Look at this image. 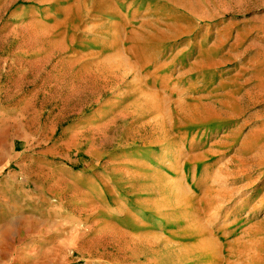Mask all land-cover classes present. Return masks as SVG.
Segmentation results:
<instances>
[{
	"label": "rangeland",
	"instance_id": "1",
	"mask_svg": "<svg viewBox=\"0 0 264 264\" xmlns=\"http://www.w3.org/2000/svg\"><path fill=\"white\" fill-rule=\"evenodd\" d=\"M263 18L0 0V264H264Z\"/></svg>",
	"mask_w": 264,
	"mask_h": 264
},
{
	"label": "crops",
	"instance_id": "2",
	"mask_svg": "<svg viewBox=\"0 0 264 264\" xmlns=\"http://www.w3.org/2000/svg\"><path fill=\"white\" fill-rule=\"evenodd\" d=\"M264 19V18H263ZM250 30L252 31H259L262 28H260L258 21L256 20H252L251 23H248ZM178 171H176V175L179 176V174H177ZM165 177V176H164ZM3 187H5V190L8 191H16V195L15 198L14 196L11 195V197H7L6 200L1 201V203L4 205V208L1 209L0 214L2 216H5L7 218L8 222H12L14 220L23 218V208H24V195H22V197L19 200V194L18 192L23 193L24 191L20 188H18L17 185H12V184H5ZM12 188V189H11ZM16 188V189H15Z\"/></svg>",
	"mask_w": 264,
	"mask_h": 264
},
{
	"label": "bare ground",
	"instance_id": "3",
	"mask_svg": "<svg viewBox=\"0 0 264 264\" xmlns=\"http://www.w3.org/2000/svg\"><path fill=\"white\" fill-rule=\"evenodd\" d=\"M115 63V62H114ZM124 63H125V61H124ZM122 64V63H121ZM129 69V68H128ZM130 70V69H129Z\"/></svg>",
	"mask_w": 264,
	"mask_h": 264
}]
</instances>
